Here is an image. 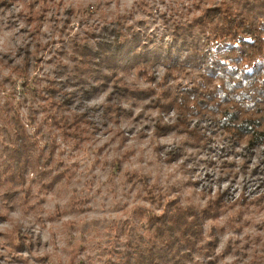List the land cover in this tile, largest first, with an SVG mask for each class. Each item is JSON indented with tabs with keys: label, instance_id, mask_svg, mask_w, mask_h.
<instances>
[{
	"label": "clouds",
	"instance_id": "clouds-1",
	"mask_svg": "<svg viewBox=\"0 0 264 264\" xmlns=\"http://www.w3.org/2000/svg\"><path fill=\"white\" fill-rule=\"evenodd\" d=\"M137 3L138 0H16L13 8L0 16V108L11 112L13 119H18L40 147L49 143L58 146L55 162L49 166L57 178L51 190L37 180L36 171H29L22 184L11 188L18 197L7 213V220L0 221V264H16L17 259L21 264H79L89 253L77 252L82 243L77 226L95 218V213L79 207L82 202L90 208L91 198L99 193L109 199L123 200L128 210L137 206L150 207L149 201L154 196H168L170 191L171 195H176L177 185H184L185 207L199 212L224 198L219 213L204 219L196 245L199 250L210 241L218 240L215 256L221 257L225 250L228 255L217 260V264H249L252 251L264 249V203H260L264 200V185L256 183L245 189L240 183L242 177L232 183L229 180L219 182V176H215L211 184L205 180L194 186L218 167L234 164L238 171L245 161L240 156L223 160L215 156H197V161L208 163H200L195 175H189L195 165L190 160L193 150L188 147V134L171 131L161 135L158 131L164 125L176 123L174 112L165 114L149 101L121 100L117 103L112 98L111 87L84 107L73 104L63 112L58 101H33L20 95V84L25 79H54L49 71L51 65L46 67L43 61L39 65L26 63L28 57L22 50L30 49L32 55H36L39 44V55L45 61L52 60L51 47H61L60 29L65 27L69 10L74 15L66 25L65 40L78 39L90 24L130 12ZM32 12L43 17L39 27L26 22ZM85 20L88 23L82 24ZM62 63L74 67L71 57L64 58ZM118 79L122 86L131 90L152 86L136 69ZM113 106L126 115L118 122L101 124L87 141L94 156L85 160L88 153H73L74 142L66 135L64 127L55 126V121L66 123L70 132L79 120L87 117L89 109L103 112ZM178 149H183L187 155L167 162V154ZM186 160L189 162L185 163ZM68 165L76 167L65 179L62 173L69 171ZM8 187L0 188V198L7 197ZM20 236L30 243V250H14L13 245ZM257 238L260 244L254 245ZM211 259L198 251L193 253L191 264H207Z\"/></svg>",
	"mask_w": 264,
	"mask_h": 264
},
{
	"label": "trees",
	"instance_id": "trees-1",
	"mask_svg": "<svg viewBox=\"0 0 264 264\" xmlns=\"http://www.w3.org/2000/svg\"><path fill=\"white\" fill-rule=\"evenodd\" d=\"M15 3L0 0V11H9ZM73 15L72 10L66 13L61 38ZM41 19L32 12L26 22L39 27ZM177 23H172L169 33L158 36L134 23L116 20L93 41L73 39L74 67L62 66L63 72H56L54 79L34 85L25 79L24 87L35 86L32 93L37 99L58 101L62 112L109 87L120 100L131 95L140 100L150 97L162 111L176 114V123L164 125L160 131L178 129L206 149L210 140L204 129L191 126L193 119L206 120L230 148H243L251 158L255 149H264V0H222L202 8L189 21ZM40 51V45H36V55L22 50L28 57L26 63L36 62ZM134 69L152 86L144 90L122 86L118 77ZM119 111L110 109L106 119L118 121ZM13 120L12 164L6 169L12 180L18 178L23 183L32 164L31 136L18 119ZM84 123L79 120L73 133H68L67 124L61 120H56L55 126L64 127L67 136H77ZM159 199L154 196L151 200L161 202ZM224 202L222 197L199 212L180 205L177 199H164L158 212L147 213L148 238L141 237L125 258L130 264H186L199 251L212 257L207 264H215L216 241L199 250L196 245L204 219L218 214Z\"/></svg>",
	"mask_w": 264,
	"mask_h": 264
},
{
	"label": "rangeland",
	"instance_id": "rangeland-1",
	"mask_svg": "<svg viewBox=\"0 0 264 264\" xmlns=\"http://www.w3.org/2000/svg\"><path fill=\"white\" fill-rule=\"evenodd\" d=\"M221 1L222 0H138V3L130 12L115 14L110 20L102 19L99 23L90 24L88 30L84 32L78 39L81 42L86 39L93 41L95 38L100 36L104 28L108 27L119 19L129 24L134 23L140 26L143 31L152 30L156 32L158 36H163L166 34V32L169 33L168 30L171 28L173 22H178L177 24H183L193 17L198 16L202 8L217 5ZM12 8L13 5L11 9ZM6 12L7 11H0V16H3ZM41 18L42 22L43 17L41 16ZM81 23H88V21L85 20ZM65 34H67V29ZM65 34L59 41L61 45L59 49L51 47L49 54L52 55V60L45 61L44 57L40 55L37 57V61L32 62L31 64L39 65L43 61L46 67L51 65L52 67H50L49 71L52 77H54L56 72H63L62 66L65 65L62 63V60L66 57H71L73 48V40L63 39ZM37 45L39 46V44ZM28 50L31 51L30 49ZM46 78L44 80H46ZM36 82L40 81L33 80L28 84L34 85ZM24 85V83L20 84V88L22 90L20 95L22 97H30L33 99V101H35L37 98L33 97L34 94L32 93V88L35 86L26 85V87H24ZM101 93L103 92L96 93L92 99L96 98ZM112 98L117 103L118 101L122 100L119 99L118 94L112 95ZM149 98L150 97L140 100L131 95V97L124 98L123 100H128L134 103H144L145 101H149L150 105H155L152 99ZM88 101L89 100L74 104H77L79 107H84ZM21 106H23V102ZM114 107L115 106L112 108ZM112 108L105 110L107 114L105 111L100 112L99 110H88L87 117L83 119V121L85 120V122H87L82 125L83 130L77 132V136H68L74 142L73 153H88V156L85 158V160L94 156L93 148L87 146V141L91 139L95 132L100 129L101 124L106 126L108 123L118 122L126 115V113L120 110L118 121L106 119L110 113L109 110ZM164 113L167 114L170 112ZM191 126H200L202 129H204L205 132H203L206 134L207 138H209L210 144L207 145L206 149H203V147L196 145V138H190L188 147H191L193 150L190 160L192 163H194L195 167L189 173V175H195L196 170L199 169L200 163H208V161H197V156L209 158L215 156L220 160L230 156H240L245 161V163L239 167L238 171L236 170V166L234 164L218 167L214 169L211 174L206 176L204 180L197 181L196 185L194 186L203 184L205 180L211 184L215 176H219V182L229 180L232 183H236L237 179L242 177L240 183L245 187V189L251 188L256 183L264 185L263 148L255 149V152L250 158L248 154H245L243 148H230L221 134L213 132L216 131V129L210 127L206 120H201L199 118L193 119ZM15 128L16 126L14 124L11 112L0 108V188L9 186L7 197L0 198V221L7 220V213L10 211L13 203L17 200L18 194L13 193L11 188L15 185L22 184L18 178L12 180L8 170L6 169L8 168L9 164H12L11 157L13 154V146L11 144L12 140H15ZM158 131L161 135H166L171 131L179 132L178 129L167 132H163L158 129ZM68 133H73V131H68ZM27 135L29 134L27 133ZM30 142L32 144V149L29 155L32 164L28 167L24 175V179L29 171H36L37 180L40 181L45 188L51 190L53 182L57 178L52 175V171L49 166L55 162V153L58 146L55 143H49L42 148L32 136ZM185 155L187 154L183 149H178L168 153L165 159L167 162H172ZM253 161H255V164H253ZM188 162V160L185 161V163ZM209 166L211 165L209 164ZM67 167L69 171L62 173L65 179L71 175L72 169H74L76 166L68 165ZM50 184L52 185L50 186ZM175 191L176 195H171L170 191L168 196H161V199L156 196V199L161 200V202L153 203V201L150 200V207L137 206L131 210L127 209L123 200L109 199L107 196H101L99 193L93 195L91 198L90 208L82 202L79 207L84 211L95 213V218L89 219L83 224L77 226V231H79L81 234L79 239L82 241V243L77 248V252L89 253L84 259L79 261V264H130L125 256L128 253H133L134 245L141 241V237H145L146 239L150 234V231L147 230V213L150 211L158 212L157 208H161V204L164 199H177L179 200L180 205H184L182 199L184 185L175 186ZM226 195L227 198H231L230 194ZM262 203H264V200ZM213 241H216L217 245L218 240ZM253 244L259 245L260 238H257ZM13 247L16 252H23L30 250L31 245L24 236H20ZM262 251H264V249H254L251 253L252 259L249 261V264H264V254H261ZM226 255H228V250H225L221 257H216L215 264H217V260H222ZM16 264H21V262L17 259ZM186 264H191V261H188V263L186 262Z\"/></svg>",
	"mask_w": 264,
	"mask_h": 264
}]
</instances>
